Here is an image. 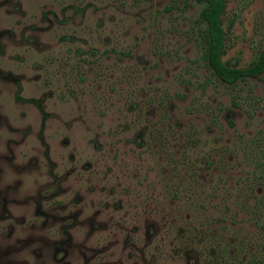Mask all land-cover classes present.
<instances>
[{
	"label": "rangeland",
	"instance_id": "rangeland-1",
	"mask_svg": "<svg viewBox=\"0 0 264 264\" xmlns=\"http://www.w3.org/2000/svg\"><path fill=\"white\" fill-rule=\"evenodd\" d=\"M224 2L244 68L264 0ZM200 10L0 0V264H264V73L215 78Z\"/></svg>",
	"mask_w": 264,
	"mask_h": 264
},
{
	"label": "trees",
	"instance_id": "trees-1",
	"mask_svg": "<svg viewBox=\"0 0 264 264\" xmlns=\"http://www.w3.org/2000/svg\"><path fill=\"white\" fill-rule=\"evenodd\" d=\"M201 5L199 18L204 24V53L207 67L213 76L226 84H233L244 79H256L264 73V50L244 68L230 67L222 59L225 34L221 16L225 11L224 0H195Z\"/></svg>",
	"mask_w": 264,
	"mask_h": 264
},
{
	"label": "flooded vegetation",
	"instance_id": "flooded-vegetation-1",
	"mask_svg": "<svg viewBox=\"0 0 264 264\" xmlns=\"http://www.w3.org/2000/svg\"><path fill=\"white\" fill-rule=\"evenodd\" d=\"M14 83H15L14 85H15V95H16L15 99H17L19 103L34 104L36 107H38V109H41V107H40L41 105H40V103L37 100L22 98V97L18 96L17 94H20L22 92V87H21L19 81L15 80ZM39 193L35 192V197H34L33 201H36L37 202V197L38 196H41V198L47 196V195H45L43 193H40V195H39ZM31 198H33V197H31ZM62 245H64V244H62ZM62 245L57 246L56 249H55V251H53L54 252L53 254H57V253H60L62 251V252L65 253V256H66L67 255V252H68L67 251L68 247H64ZM66 245H68V244L66 243ZM34 254H35V256L36 255L38 256L39 255V252L36 250V251H34Z\"/></svg>",
	"mask_w": 264,
	"mask_h": 264
}]
</instances>
